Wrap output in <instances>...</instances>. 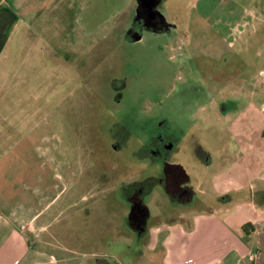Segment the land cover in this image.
Returning a JSON list of instances; mask_svg holds the SVG:
<instances>
[{
  "label": "rangeland",
  "instance_id": "374dc122",
  "mask_svg": "<svg viewBox=\"0 0 264 264\" xmlns=\"http://www.w3.org/2000/svg\"><path fill=\"white\" fill-rule=\"evenodd\" d=\"M56 6L17 22L0 53V202L43 210L51 248L83 255L105 229L106 255L132 258L136 245L115 244L128 175L162 171L142 144L165 136L198 203L172 205L155 184L150 224L216 209L238 234L264 226V0H162L153 23L135 0ZM255 239L248 264H264V230Z\"/></svg>",
  "mask_w": 264,
  "mask_h": 264
},
{
  "label": "crops",
  "instance_id": "0c3cea01",
  "mask_svg": "<svg viewBox=\"0 0 264 264\" xmlns=\"http://www.w3.org/2000/svg\"><path fill=\"white\" fill-rule=\"evenodd\" d=\"M57 1L0 0V53L17 22H23L37 14L44 13L49 7H57ZM137 1L135 0V5H137ZM158 12L160 13L159 10ZM160 14L163 17V14ZM244 31L245 28L240 30L237 36H232L229 40L230 46H235L236 43L246 38ZM232 33L230 32L228 36ZM259 71H264V67H261ZM257 81L264 87V77ZM160 162L163 170L166 168L165 162ZM181 166L187 173L185 167L182 164ZM125 167L126 164H123V168ZM153 174L158 176L160 173ZM128 178L129 184L135 182L134 179L132 180V173L128 175ZM186 183L189 184V178ZM157 185L162 187L160 183ZM154 190L155 188L151 192ZM90 191L87 190L88 193ZM161 192H163L162 198L173 202L172 205L194 206L198 203L195 192L191 198L187 194L174 198L164 189ZM85 196L86 194L81 195L82 198ZM262 197L264 198V195ZM6 199L7 197L2 195L0 202L2 209L6 210L0 211V264H84L85 256L87 264H100V262L102 264H248V260H254L257 257L255 249L258 247L257 242L259 243V241L255 239V235L264 230V226L252 227L251 231H247L245 235L238 234L231 228L227 219L217 213L216 209L201 211L195 214L191 220L188 217L183 219L179 216L178 219L173 218L166 224L152 225L149 222L151 213L144 197H142L141 202L146 212L143 215V221L137 225L130 223L129 211L128 225L121 221L115 227L117 229L119 226L122 227L121 232L115 237L118 239L115 241L117 246L122 244L124 248H130L134 244L138 247L137 253L133 254L132 258L106 255L107 253L100 246L108 241L109 234L105 229H102L101 232L99 229L96 232L97 237L93 242L88 238L91 244L85 240L84 247L93 246V249H89L81 255V246L76 244L69 246L57 244L51 248L50 242L40 239L43 225H36L35 222L43 210L31 211L29 203L22 207H10L7 206L9 204ZM128 200L131 202L130 198ZM253 239H255V244H249V241ZM126 241H129L130 245ZM57 250L62 253H58ZM71 254H74L75 257ZM106 256L110 257L113 263L106 260Z\"/></svg>",
  "mask_w": 264,
  "mask_h": 264
},
{
  "label": "flooded vegetation",
  "instance_id": "af4514ba",
  "mask_svg": "<svg viewBox=\"0 0 264 264\" xmlns=\"http://www.w3.org/2000/svg\"><path fill=\"white\" fill-rule=\"evenodd\" d=\"M162 0H159L157 4L151 6V0H138L137 1V14L138 19L145 20L147 22H156L158 18L161 21L163 18L162 15L158 12V7L161 4ZM163 139H167L164 137L158 136L157 141L153 143L148 144H142L144 146V150L146 152V156L150 158L151 160L159 159L160 161L165 162V167L162 171H160L158 176L151 174L149 177L154 179V185L157 183H160L163 187V189L174 198H179L182 196V194H187L190 198L194 194V189L186 183V180L189 178L190 180V174L186 170L187 173H182L180 171V168L178 166H175V164L181 163H175L174 161H171V163H167L165 159L170 157L171 151L174 147V144H172L169 139H167V142L163 141ZM148 178V177H147ZM180 182V183H179ZM153 189V187L146 192H143L141 189L140 192H136V197H129L131 199V205H130V211L133 209L135 203V200H139L137 202L139 206V215L135 216L134 213H129V222L132 224H139L143 221V215L146 213L143 203L141 202V198L144 196V194L150 192Z\"/></svg>",
  "mask_w": 264,
  "mask_h": 264
},
{
  "label": "trees",
  "instance_id": "16d2710c",
  "mask_svg": "<svg viewBox=\"0 0 264 264\" xmlns=\"http://www.w3.org/2000/svg\"><path fill=\"white\" fill-rule=\"evenodd\" d=\"M154 185V179L148 177L142 181H135L127 185L125 192L128 197H136V192H140L142 189L143 192L149 191Z\"/></svg>",
  "mask_w": 264,
  "mask_h": 264
},
{
  "label": "water",
  "instance_id": "95a60500",
  "mask_svg": "<svg viewBox=\"0 0 264 264\" xmlns=\"http://www.w3.org/2000/svg\"><path fill=\"white\" fill-rule=\"evenodd\" d=\"M158 1H159V0H151V6L157 4ZM154 3H155V4H154ZM175 166H178V167L180 168V171H181L182 173L185 174V170L183 169V167H182L181 165H175ZM179 183H180V182H179ZM138 201H139V200H135V201H134L135 205H134L133 209L130 211V213H134L135 216H138V215H139V206H138V204H137Z\"/></svg>",
  "mask_w": 264,
  "mask_h": 264
}]
</instances>
